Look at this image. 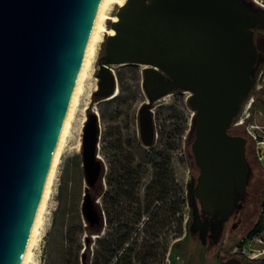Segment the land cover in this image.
Wrapping results in <instances>:
<instances>
[{
	"label": "water",
	"instance_id": "water-1",
	"mask_svg": "<svg viewBox=\"0 0 264 264\" xmlns=\"http://www.w3.org/2000/svg\"><path fill=\"white\" fill-rule=\"evenodd\" d=\"M99 3L0 0V264H21ZM119 17L106 58L159 66L192 91L197 198L228 218L250 174L248 140L229 129L255 82V14L244 0H128ZM100 66L98 88L109 97L114 76ZM143 125L151 129V119ZM98 131L92 113L82 146L89 187L101 175ZM93 202L87 192L86 217L98 224Z\"/></svg>",
	"mask_w": 264,
	"mask_h": 264
},
{
	"label": "rangeland",
	"instance_id": "rangeland-1",
	"mask_svg": "<svg viewBox=\"0 0 264 264\" xmlns=\"http://www.w3.org/2000/svg\"><path fill=\"white\" fill-rule=\"evenodd\" d=\"M246 3L256 16L255 24L250 27V31L254 35L255 49L257 55H259V47L264 41V6L251 0H246ZM120 10V5L115 4L112 14L119 15ZM112 23V21H109L108 27H113ZM255 32L258 35H255ZM107 37L108 35L104 38L98 50V57L90 82L93 91L86 101L87 104L83 103L86 105L84 110L82 109L78 115V125L80 126H75L73 130L74 138L66 148L67 150L64 152L57 171L53 194L46 213L45 225L47 227L45 226L40 243L36 248V264H95L98 256L107 259L108 253L114 251L109 248L104 250L100 246L101 242L112 240L113 225L110 226L106 218L104 233L90 234L89 226H93L91 227L93 229L97 224H91L84 211L86 193L90 192L91 197L94 199V210L99 213L98 198L93 197L97 193L98 184L89 187L86 181L82 146L87 118L90 113H94L93 110L97 111L100 108L98 101L105 99L104 96L96 98V92L99 84L97 77L100 68L99 61L106 54L105 42ZM94 84H96V87ZM261 88H264V66L254 82L252 91L257 92ZM192 95L191 90H185L183 101L185 153L182 173L181 168L178 167L179 175L182 174V177L179 176V178L184 184L183 195L187 198L183 213L184 234L181 237L176 233L178 227L177 214L169 215L167 228L164 230L159 228L156 231L155 228H149H153L147 224L149 214L143 212L141 213L143 217L140 223L135 227L136 235L130 242L123 244L116 251L111 264L116 263L117 257L120 258V264H125L121 260L126 253H124V249L132 247L134 242H137L135 252L132 253L134 264H183L184 260H187L190 264H220L221 261L225 262L233 257L264 260V208H262L264 204V101L255 102L254 96H251L242 105L236 119V122L243 121L242 125L238 127L242 135L248 140V157L249 154L255 157L252 156L255 164L250 166L251 170L255 167L258 181L252 184V177L249 197L245 205H242L241 212L233 214L224 226L218 224L219 222L215 219L213 228L207 237L209 240L202 237L196 244L195 242L199 237L190 236L189 234L193 227L192 222L195 221L200 212L196 203L197 196L192 181L194 173L191 172L194 168V162L191 158V146L195 139L194 123L197 117V111L189 103ZM107 99L109 98L107 97ZM141 102H139L138 107ZM83 120L85 121L83 122ZM233 126L235 127V125ZM234 131L231 127L230 133ZM257 163L259 164L258 167H256ZM234 225H236L235 228ZM193 233H195V230H193ZM251 234H254L253 237H250ZM155 235L156 237H154ZM146 242H149V245L153 248L144 249ZM191 242L194 252L190 254Z\"/></svg>",
	"mask_w": 264,
	"mask_h": 264
},
{
	"label": "flooded vegetation",
	"instance_id": "flooded-vegetation-1",
	"mask_svg": "<svg viewBox=\"0 0 264 264\" xmlns=\"http://www.w3.org/2000/svg\"><path fill=\"white\" fill-rule=\"evenodd\" d=\"M105 52L99 66L100 63L108 65L114 76V85L109 99L98 88L96 98L104 96L105 99L98 101L100 108L97 111L93 110L98 119V159L101 163L97 188L99 223L105 225L112 195L113 209L118 213L119 235L128 226L134 237L137 210L156 216V220L158 214L163 213L166 225L170 205L174 209L177 201V209L183 207L184 184L179 178L182 174L179 175L178 167L182 173L185 89L174 86L173 77L159 66L141 62L111 64L106 58L107 50ZM100 71L101 66L97 74ZM149 119L151 129L143 125ZM191 172L194 173L192 181L196 193L200 175L196 163ZM234 193L236 198L240 195L237 188ZM196 199L200 227L208 229L209 233L215 219L224 226L243 207V200L238 201L232 214L223 219L216 210L203 211ZM183 264L190 263L184 260Z\"/></svg>",
	"mask_w": 264,
	"mask_h": 264
},
{
	"label": "bare ground",
	"instance_id": "bare-ground-1",
	"mask_svg": "<svg viewBox=\"0 0 264 264\" xmlns=\"http://www.w3.org/2000/svg\"><path fill=\"white\" fill-rule=\"evenodd\" d=\"M127 1L128 0H100L21 264L37 263L36 248L45 230L46 213L53 194L57 171L63 159L64 152L67 150L66 148L69 146L72 138H74L73 130L75 126H80L78 125V115L82 109L84 110L85 104H87L86 101L93 91V86H91L90 82L98 57L99 47L107 35L115 36L117 34L114 27H108L109 21L120 22L121 20L119 15L112 14L115 4H119L120 7H123ZM94 85L96 87V84ZM84 121L85 120H83V122Z\"/></svg>",
	"mask_w": 264,
	"mask_h": 264
},
{
	"label": "trees",
	"instance_id": "trees-1",
	"mask_svg": "<svg viewBox=\"0 0 264 264\" xmlns=\"http://www.w3.org/2000/svg\"><path fill=\"white\" fill-rule=\"evenodd\" d=\"M244 1L246 2V0H244ZM256 34L258 35L257 32H255V35ZM263 66H264V41L261 43V45L259 47V61H258L257 65H256V69H255V72H254V80H256L257 77L259 76V74L261 73ZM251 96H254L255 102L264 101V88H261L257 92L250 91L248 96L245 98L243 104ZM238 116H237V118H238ZM236 119L234 120V122H233V124L231 126V127H233V129L235 131L230 133V134H232V135H242V133L239 130L240 128L238 126H235V127L233 126L234 123L236 122ZM231 127H230V129H231ZM230 129H229V132H230ZM247 146H248V143H247ZM191 153H192V149H191ZM252 156L254 157V155H251V154H249V157L247 155L248 163L251 166H253L255 164V161L252 160ZM191 158H192V162H194V164H195V158H194L193 153L191 154ZM258 165L259 164L257 163L256 167H258ZM251 166H250V174H249V181H248V188H247V196H246L245 200H243V205H245V203H246V201H247V199L249 197L250 183H251L252 177H253L252 184H254V183H256L258 181L257 180V175H256V169L254 167V169L251 170ZM93 197L94 198H96V197L98 198V190H97V193L93 195ZM137 199L139 200V198H137ZM175 199H177L176 196H175ZM196 201H197V199H196ZM186 203H187V198H186L185 195H183V207L182 208H180L179 210L177 209V201L174 202V205H175L174 209L171 208V205H170V210L167 213V224L166 225H164V214L163 213L162 214L161 213L158 214L157 220H156V216L150 214L149 222L147 224L149 226L151 225L153 228H151V227H149V228L150 229H154L155 228L156 231L159 228L164 230L165 228H167V225L169 223V215L173 216V214H177L178 215V227H177L176 233H177V235L182 237L183 234H184L183 213H184V207H185ZM197 203H198V201H197ZM109 204H110V208H108V210H106V218H107L106 221L109 222L110 226L113 225L112 227H113L114 233L112 234V240H109L108 242L107 241L101 242L100 246H102V249H104V250L109 248V249H113L114 251H112V252L110 251V253H108L107 259H102V258H100L98 256L95 264H111V260L114 259V257H115L114 255L116 254V251L123 244H125L127 242H130L131 239L133 238V235L131 234V230L129 229L128 226L125 227V229L121 232V235H119L118 227L116 225L117 218H118V213L113 209V205H112L113 204V196L112 195H110ZM262 208H264V204H263ZM107 212H108V214H107ZM136 212H135V218H136V221H137L136 224H139L140 220L143 217V214H141V213H143V211L137 210ZM200 220H201V218L197 217L195 219V221L192 222L193 227H192V230H190V232H189L190 236H194V237L198 236L199 237V239H197L196 242H195L196 244H197L198 241H200L202 239V237L204 239H207V237L209 235V230L208 229H201ZM91 227H93V226H89L90 234L96 235V234H100L101 232L104 233L105 225L102 226V224L98 223L96 226H94L95 228L92 229ZM193 230H195V233H193ZM134 231H135V228H134ZM134 233L136 235V232H134ZM253 235L254 234H251L250 237H253ZM154 237H156V235ZM133 240L135 241V239H133ZM207 240H209V239H207ZM136 243L134 242L132 244L133 245L132 247H130L128 249H124V253L125 252L126 253L123 255L121 260L124 261L125 264H134V262H133L134 259H133L132 253L135 252L134 249H135ZM189 243H190V241H189ZM149 246H150L149 242H146V244H144V249L146 248L147 250H149V248L150 249L153 248L152 246H150V247ZM192 246L193 245H192V242H191L190 254L194 252V248ZM243 258H244V259H242L243 264H264V260L247 258V257H243ZM119 260H120V258L117 257L115 264H120L121 262H119ZM220 264H224V262L221 261Z\"/></svg>",
	"mask_w": 264,
	"mask_h": 264
},
{
	"label": "built area",
	"instance_id": "built-area-1",
	"mask_svg": "<svg viewBox=\"0 0 264 264\" xmlns=\"http://www.w3.org/2000/svg\"><path fill=\"white\" fill-rule=\"evenodd\" d=\"M251 1H254L257 4L264 6V0H251ZM252 100H253V98H252ZM242 123H243V121H241V122H235L234 125L235 126H240V125H242ZM253 136L256 138L255 135H253Z\"/></svg>",
	"mask_w": 264,
	"mask_h": 264
}]
</instances>
